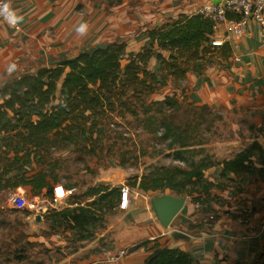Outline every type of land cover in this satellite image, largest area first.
<instances>
[{
    "label": "trees",
    "instance_id": "1",
    "mask_svg": "<svg viewBox=\"0 0 264 264\" xmlns=\"http://www.w3.org/2000/svg\"><path fill=\"white\" fill-rule=\"evenodd\" d=\"M227 18L239 20L238 15L230 13ZM214 34V23L209 18L198 13L180 14L151 29V42L138 51L129 50L126 41L116 40L94 50L80 51L56 65L40 66L35 73L12 75L2 82L0 192L29 186L32 194L44 192L53 199L65 152L84 161L87 155H95L96 148L103 144L102 137L113 132V125L128 116L145 122L153 114V107V123L164 127L163 139H170L168 150L187 167L145 173L132 182V188L144 192L176 188L203 206L212 188L228 186L224 181L213 183L206 179V173L215 167L221 168V179L228 181H233V176L241 181L264 178V150L258 141L230 159L215 161L203 149H197L203 143L192 142L165 115L167 105H178L174 94L151 99L165 82L185 80L190 73L202 74L218 58L230 57L228 43L219 48L211 46ZM153 58L159 62L158 71L149 68ZM203 108L209 111L208 106ZM121 187L92 186L87 195L94 199L88 204L71 202L72 207L57 209L44 218L50 226L66 224L85 238L98 213L115 209ZM145 264H194V260L185 251L156 243ZM259 264H264V260Z\"/></svg>",
    "mask_w": 264,
    "mask_h": 264
},
{
    "label": "crops",
    "instance_id": "2",
    "mask_svg": "<svg viewBox=\"0 0 264 264\" xmlns=\"http://www.w3.org/2000/svg\"><path fill=\"white\" fill-rule=\"evenodd\" d=\"M9 1L12 8L23 17V21L16 28L0 20V84L12 75L37 67L50 56L73 52L68 57L73 58L84 50L82 42L78 47L77 40L69 38L76 35V26L84 23V17L78 13L77 8L88 6L90 9L91 0ZM220 1L125 0L127 10L132 14V18L127 19L129 24L125 29L133 31L143 25L137 38H128L132 47V43L138 47L133 50L138 51L137 49L140 50L151 42L149 31L154 27L177 19L180 14H195L199 7L210 3L218 4ZM90 13L92 16L84 23L88 25L87 36L85 40H80L92 43L98 40L100 27L95 21L97 15L92 11ZM71 22L75 24L72 26ZM132 22L135 28L129 27L133 25ZM227 27L225 23L220 24L215 36L225 39V43L229 44L230 57L218 59L202 74H188L191 79V95L195 101L211 108L219 104L225 106L226 114L231 116L229 122L236 130L243 132L241 135L235 130L230 139L236 147V154L253 141H258L264 150V27L251 20L246 35L239 39L230 36ZM67 40L71 42L68 43ZM235 57L239 60L234 61ZM12 64L16 65V70L9 73L8 68ZM150 64L155 67L152 70L160 69L156 58L150 61L149 68ZM243 124L250 125L247 131L246 128L245 131L241 128L240 125ZM220 171V167L209 170L206 179L213 183L224 181L228 186L212 188L208 202L203 206L195 204L187 196L183 209L169 228L163 227L157 219L151 200L149 201L150 192L131 188L129 206L120 209V197L116 203L115 210L119 217L113 226L119 225L120 230L115 242L102 249H93L88 256L77 259L73 257L72 261L75 264H145L157 243L161 247L178 248L189 253L194 264H259L264 260V178L252 177L241 181L240 177L233 176V181H228L221 179ZM107 186L112 188L116 185L110 186L109 183ZM72 187L54 185V208L60 210L73 206L69 201L70 194L74 191ZM2 193H9V196L0 206L14 211L15 219L10 225L5 223L1 227L4 226L7 231L9 227H18L17 222L22 221L23 225L27 223L31 229L29 232L32 236L28 240L35 239V224L40 222L35 220L38 214L30 213L36 205V195L32 194L31 188L21 186L0 192ZM205 209H209L206 211L214 214L215 218L209 219ZM42 228L50 231L48 224ZM59 231L53 234L58 235ZM175 231L186 234L189 240L175 238L172 235ZM6 236V242L0 244L2 251H5L9 242L16 239L8 234ZM37 238L45 239L41 235ZM143 242L148 243L142 244ZM121 249L127 250L125 256L117 261L109 260L110 256Z\"/></svg>",
    "mask_w": 264,
    "mask_h": 264
},
{
    "label": "rangeland",
    "instance_id": "3",
    "mask_svg": "<svg viewBox=\"0 0 264 264\" xmlns=\"http://www.w3.org/2000/svg\"><path fill=\"white\" fill-rule=\"evenodd\" d=\"M91 2L90 9L88 6H79L77 11L84 17V23L87 18L89 19L92 16L91 11L97 15L95 21L100 27L98 40H94L92 43L81 41L80 38L85 40L87 35L82 36L77 33L72 35L69 40L76 39L78 44L82 42L81 47L84 50H94L116 40L127 41L129 50L138 48L133 43L134 47H132L129 39L137 38L136 35L141 33L143 25L135 28L136 26L132 22L133 25L129 27L135 29L133 31H129V28L125 29L126 25L129 24L127 19L132 18L131 12L127 10L125 0H91ZM74 24L71 22L72 26ZM67 42L70 43L71 41L67 40ZM78 47H80V44ZM71 55H73V52L50 56L37 67L28 68V71L35 73L40 66L56 65ZM150 69H155V67L153 68L150 64ZM190 86L191 79L188 76L185 80H170L161 85L157 92L151 96V99H161L163 96L174 94L178 105H167L164 108V113L170 116V120L175 125L180 126L181 133H187V136L192 138V142L199 141L203 143L197 149H203L204 154H210L215 161H223L234 157L236 147L233 140L230 139L236 128L229 122L231 116L226 114L225 106L219 104V106L211 108L207 104L195 101L191 95ZM205 106H208L209 111L203 108ZM154 108L150 112L153 114H150L148 116L150 118L145 122L128 116L121 123L118 122L115 126L113 125L111 128L113 132H108L106 136L102 137L103 144L96 148L95 155H87L84 161L78 160L76 155L68 152L64 153L61 159L62 162L59 164L58 183L56 184L63 185L65 188L73 186L72 190L74 191L73 194H70V202L80 205L88 204L94 199V197L87 195L89 189L101 182H109L110 186L124 184L132 188V182L136 179L140 180L145 173L160 172L162 168L187 167L186 162L175 160L171 151L168 150L167 146L170 139L162 138L164 127L153 123L151 115H155ZM189 123L191 125L187 127ZM240 126L243 131H247L250 127L249 124ZM244 128L246 129L244 130ZM236 131L243 135L242 130ZM251 143L247 144L245 142L244 144L249 146ZM163 194L187 196L184 195L185 193L182 190L167 188L165 192L150 191L149 201L153 197ZM72 195H75L73 199L71 198ZM8 196L9 193L0 194V204L5 202ZM35 203L36 210L30 213H37L39 206L45 211L40 210L39 215L43 217V220L35 224L37 229L34 230V236L36 238L32 240H28L32 235L29 232L31 229L27 223L23 225L22 221L17 220L18 227H9L7 231L4 226L1 227L5 223L10 225L15 219V216H13L15 213L0 206V244L6 242L7 234L10 237H16L14 241L9 242L5 251H2L0 247V264L8 262L14 264H75V261H72L73 257L77 259L80 256H88L93 249H102L104 246L114 243L116 234L120 230L119 225L113 226V223L118 220L119 213L111 208L102 215L98 213L97 220L85 233L86 237L81 238L77 232L71 230L66 224H52L50 226V223L44 218V216L58 209L54 208L56 206L55 196L51 199L43 192L36 195ZM45 224L50 226V231L43 230L42 227ZM55 231H59L58 235L53 234ZM40 235L45 239L37 238Z\"/></svg>",
    "mask_w": 264,
    "mask_h": 264
},
{
    "label": "built area",
    "instance_id": "4",
    "mask_svg": "<svg viewBox=\"0 0 264 264\" xmlns=\"http://www.w3.org/2000/svg\"><path fill=\"white\" fill-rule=\"evenodd\" d=\"M196 13L209 18L214 23L215 32L220 24H227L228 34L235 39H239L246 35L251 20H255L259 23V25L264 27V0H221L218 4L210 3L199 7ZM229 13L236 16L238 15L239 20L228 19L227 14ZM0 20L4 19L0 17ZM15 27L19 28L18 25ZM210 44L212 47L219 48L225 44V39L219 38L214 34ZM218 59L222 60L221 57ZM238 60V57L234 58V61ZM130 197L131 188L127 185L122 186L118 207L120 209H126L129 206ZM34 210H36V205ZM37 210L38 212L36 214L38 215L40 214V210L45 211L40 206ZM207 217L211 220L215 218L213 214H208ZM126 253V249H121L116 254L110 256L109 260L117 261L121 257L125 256Z\"/></svg>",
    "mask_w": 264,
    "mask_h": 264
},
{
    "label": "water",
    "instance_id": "5",
    "mask_svg": "<svg viewBox=\"0 0 264 264\" xmlns=\"http://www.w3.org/2000/svg\"><path fill=\"white\" fill-rule=\"evenodd\" d=\"M109 182H101L99 185H108ZM187 201V196L177 197L171 194H163L161 196L153 197L151 199V206L155 212L157 219L161 222L163 227L169 228L173 220L177 217L180 211L183 209ZM37 222H41L43 217L37 215ZM172 235L177 239L189 240V237L179 231H175Z\"/></svg>",
    "mask_w": 264,
    "mask_h": 264
},
{
    "label": "clouds",
    "instance_id": "6",
    "mask_svg": "<svg viewBox=\"0 0 264 264\" xmlns=\"http://www.w3.org/2000/svg\"><path fill=\"white\" fill-rule=\"evenodd\" d=\"M0 17L13 27L19 25L23 21V17L12 8L9 0H0ZM75 32L80 35H86L88 32V25L84 23L79 24L76 26ZM15 70V64L10 65L8 68L9 73Z\"/></svg>",
    "mask_w": 264,
    "mask_h": 264
}]
</instances>
